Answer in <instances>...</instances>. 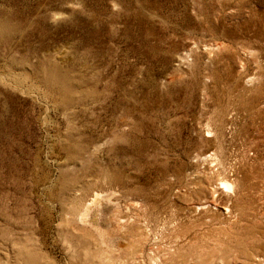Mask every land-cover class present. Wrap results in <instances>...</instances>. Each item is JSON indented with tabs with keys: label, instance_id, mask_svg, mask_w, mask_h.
<instances>
[{
	"label": "rangeland",
	"instance_id": "rangeland-1",
	"mask_svg": "<svg viewBox=\"0 0 264 264\" xmlns=\"http://www.w3.org/2000/svg\"><path fill=\"white\" fill-rule=\"evenodd\" d=\"M263 257L264 0H0V264Z\"/></svg>",
	"mask_w": 264,
	"mask_h": 264
},
{
	"label": "bare ground",
	"instance_id": "bare-ground-1",
	"mask_svg": "<svg viewBox=\"0 0 264 264\" xmlns=\"http://www.w3.org/2000/svg\"><path fill=\"white\" fill-rule=\"evenodd\" d=\"M260 253V252H259ZM263 253V252H262ZM259 258V257H258ZM258 258L255 260V262H252L250 264H264V257L258 260ZM225 259V258H224ZM258 260V261H257ZM224 262V261H223ZM217 263V262H216ZM223 264V263H222Z\"/></svg>",
	"mask_w": 264,
	"mask_h": 264
}]
</instances>
